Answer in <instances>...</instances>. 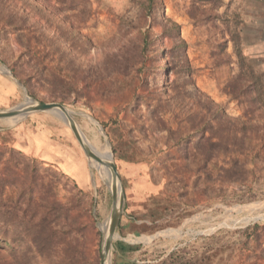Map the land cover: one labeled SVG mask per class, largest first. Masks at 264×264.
<instances>
[{
  "label": "rangeland",
  "instance_id": "1",
  "mask_svg": "<svg viewBox=\"0 0 264 264\" xmlns=\"http://www.w3.org/2000/svg\"><path fill=\"white\" fill-rule=\"evenodd\" d=\"M163 3L193 81L170 40L139 47L133 28L146 20L133 0H0V111L62 105L101 155L113 154L126 198L115 240L138 244L134 263L264 264V110L233 92L252 68L264 100V0ZM210 100L240 121L221 119ZM10 121H0V264H101L112 180L58 116ZM207 122L220 150L199 145ZM37 132L65 160L15 147ZM81 162L79 183L63 167ZM119 262L113 251L109 264Z\"/></svg>",
  "mask_w": 264,
  "mask_h": 264
},
{
  "label": "trees",
  "instance_id": "2",
  "mask_svg": "<svg viewBox=\"0 0 264 264\" xmlns=\"http://www.w3.org/2000/svg\"><path fill=\"white\" fill-rule=\"evenodd\" d=\"M133 3L137 4V7L141 12L142 18L146 20L144 24H142V26H137L133 28L134 30L138 31L139 47H141L143 50H147L151 47H155L158 41L157 39L159 38L170 40L173 43V50L178 53L175 58L182 65L180 71L183 74H185L190 80H192L194 70L187 56L188 45L181 37V26L176 22H174L173 20L166 17L163 0H133ZM154 26H159L162 28L161 35L155 34ZM236 44L237 43L235 42V45ZM169 68L170 65L167 66V70H170ZM250 70H249V74L252 76L249 75L250 79L248 80L245 79L242 80V74L241 73L238 74L237 79L233 81L234 83L233 92H235L236 98H238L239 95L240 96L243 95L242 97L247 98L249 100V103L254 105V107H259L257 108V110L263 111L264 100L262 98V93L260 91L259 81L253 77L254 73L252 68H250ZM244 82L245 84L243 85ZM237 84H240L241 86H238ZM193 86L197 91H199L195 84ZM210 101L211 104L220 111L221 119H228L232 122L240 121L239 119H232L227 117L224 111L222 110V108L218 104H216L212 100ZM207 125L206 127L208 129L207 128L204 129V127H202L196 130V133H199L201 136L199 140V145L208 146L209 150L211 149L214 151L220 150V146L222 145L223 140L219 139L218 142H215L214 139L216 137L212 132L214 129L212 128L211 124H209L208 122ZM207 133L211 134V136L207 137L206 136ZM237 171H239L237 162L234 163L233 168L224 170L226 175H230L233 172H237ZM6 185L7 184L5 182H2V179L0 178V190H2ZM1 206H2V202L0 201V209ZM2 223H3V218L0 217V250L3 240ZM5 241H6L5 243H8V240ZM117 249L119 250L120 253H127V252L138 251L139 247L138 246L126 247L121 243H117ZM124 264H130V263L125 262Z\"/></svg>",
  "mask_w": 264,
  "mask_h": 264
},
{
  "label": "water",
  "instance_id": "3",
  "mask_svg": "<svg viewBox=\"0 0 264 264\" xmlns=\"http://www.w3.org/2000/svg\"><path fill=\"white\" fill-rule=\"evenodd\" d=\"M62 107L63 106L59 104H44L28 100L26 103L20 104L12 110L0 111V121L21 120L31 114L45 113L51 109ZM72 133L84 155L89 159L99 161L107 166L113 178L114 187L113 189L111 188L113 196V215L111 223L104 229L101 257V264H109L110 256L114 250L116 232L123 216L126 203L121 176L112 153L109 152L101 155L99 153L100 150H97L87 139L83 138L75 131H72Z\"/></svg>",
  "mask_w": 264,
  "mask_h": 264
},
{
  "label": "crops",
  "instance_id": "4",
  "mask_svg": "<svg viewBox=\"0 0 264 264\" xmlns=\"http://www.w3.org/2000/svg\"><path fill=\"white\" fill-rule=\"evenodd\" d=\"M25 142L26 143L24 144H19V142H17L15 147L19 148L27 155H32L34 157L40 158L45 162H52L55 159L65 160L62 157V155L58 153L59 152L58 148L57 151L55 150L56 143L52 142V140L48 138L45 132L34 133L32 137H30L29 140ZM63 168L66 169L71 176L75 177V179H77L79 183L80 181L81 182L86 181L87 177H86L84 162H81V164H79V166L77 165L76 167H69L67 164H65ZM130 235H133L131 237L136 238L134 231H130L127 234V236ZM117 243H121L126 247H134L137 246L138 244L129 243L121 238L120 240H115L114 243L115 247L113 250L116 258L120 261L119 264H124L125 262L130 264H136L133 261L129 260L127 257L130 256L131 254L137 253L138 251L120 253L119 250L117 249Z\"/></svg>",
  "mask_w": 264,
  "mask_h": 264
},
{
  "label": "bare ground",
  "instance_id": "5",
  "mask_svg": "<svg viewBox=\"0 0 264 264\" xmlns=\"http://www.w3.org/2000/svg\"><path fill=\"white\" fill-rule=\"evenodd\" d=\"M45 113H51V114H54V115L58 116L71 129V131H75L80 136H82L83 138H85V136L81 132L79 126L75 122L72 113L69 112L64 106L62 108H54V109H51V110H49V111H47ZM15 122H16V120L10 121L11 124H13ZM90 162H91V165H92V167L94 169H96V170L102 172L103 174H105V176L107 177V180L110 181V182L112 180V183H113V178H112V176L110 174L111 172L107 168V166H105L103 163H100L99 161H96V160H93V159H90ZM111 187L113 189L114 186H112V184H111ZM112 215H113V207H112V212H111V217H110L109 224L112 221Z\"/></svg>",
  "mask_w": 264,
  "mask_h": 264
}]
</instances>
